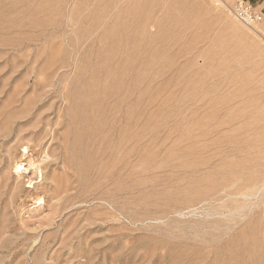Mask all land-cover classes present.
<instances>
[{"label": "rangeland", "instance_id": "1", "mask_svg": "<svg viewBox=\"0 0 264 264\" xmlns=\"http://www.w3.org/2000/svg\"><path fill=\"white\" fill-rule=\"evenodd\" d=\"M245 1L0 0V264H264Z\"/></svg>", "mask_w": 264, "mask_h": 264}, {"label": "bare ground", "instance_id": "2", "mask_svg": "<svg viewBox=\"0 0 264 264\" xmlns=\"http://www.w3.org/2000/svg\"><path fill=\"white\" fill-rule=\"evenodd\" d=\"M1 32V34L4 32V30H1L0 31ZM83 97V96H82ZM83 120H85V118H83ZM75 123V122H74ZM57 126V125H56ZM87 128V129H86ZM97 128H99V127H97ZM89 128L88 127H85V130L86 131H89L88 130ZM91 129V131H93V129L92 128H90ZM98 130H100V131H102L103 130V128L102 129H98ZM96 128H95V130L93 131V132H97L98 131ZM91 131H89V132H86L85 134L86 135H93L94 133H90ZM99 131V132H100ZM104 131H105V129H104ZM81 132H83V130L81 131ZM85 132V131H84ZM95 132V134L97 135L98 133H96ZM33 133V132H32ZM87 133H89V134H87ZM79 134H81V133H79ZM81 136H83V135H80V138H81ZM85 137H87V136H85ZM89 137V136H88ZM90 137H92V136H90ZM77 138H79L78 136H77ZM82 139V138H81ZM69 140V139H68ZM78 140V139H77ZM83 140V139H82ZM81 140V141H82ZM85 140V139H84ZM83 140V141H84ZM90 140H92V138H90ZM85 141H87V139L85 140ZM89 142V141H88ZM79 143H81L80 141H79ZM92 143V142H91ZM84 144H86V143H84ZM78 145H80L81 146V144H78ZM77 145V146H78ZM92 145V144H91ZM91 145H88V143H87V146L88 147H86L85 145H84V147H86L87 148V150H90L89 149V146H91ZM80 146L78 147V148H80ZM83 147V148H84ZM77 148V147H76ZM77 148V149H78ZM81 148H82V146H81ZM86 148H84V152L85 151H87L86 150ZM108 148V147H107ZM83 150V149H82ZM91 152H92V150H90ZM94 151V150H93ZM29 152H32V151H29ZM28 152V148H26L25 149V153L26 154H28L29 153ZM82 152V151H81ZM84 152H82V157L83 158H85L86 157V155H84L83 156V154H86V152L84 153ZM89 151H87V153H88ZM91 152H89L87 155H89ZM93 153V152H92ZM31 155H32V153H31ZM91 155V154H90ZM89 155V156H90ZM95 155H97V153L95 154ZM89 156L87 157V158H89ZM93 156H94V153H93ZM92 155L90 156V157H93ZM95 157V156H94ZM93 157V158H94ZM30 158V157H29ZM31 158H33L32 156H31ZM86 158V159H87ZM46 159V158H45ZM89 159H91V158H89ZM39 163V162H38ZM37 163V164H38ZM34 165H35V163H34ZM91 165V164H90ZM90 165H89V169H90ZM93 166V165H92ZM91 166V167H92ZM32 167H33V163L31 162V161H29L28 163L27 162H25V161H23V162H21L15 169H16V171H17V173L19 174V175H21V176H23L24 178H27V180L29 181L28 183H30V184H32L35 180H39L41 177H43V173H42V167L39 165V167H37V168H35V170H34V168H33V170L34 171H32ZM77 168V167H76ZM83 169H84V167H83ZM82 168H81V170H83ZM88 169V168H87ZM23 177H21V178H23Z\"/></svg>", "mask_w": 264, "mask_h": 264}, {"label": "built area", "instance_id": "3", "mask_svg": "<svg viewBox=\"0 0 264 264\" xmlns=\"http://www.w3.org/2000/svg\"><path fill=\"white\" fill-rule=\"evenodd\" d=\"M233 12L238 20L247 26H254L262 20L261 14L254 11L249 2L245 0H237Z\"/></svg>", "mask_w": 264, "mask_h": 264}]
</instances>
